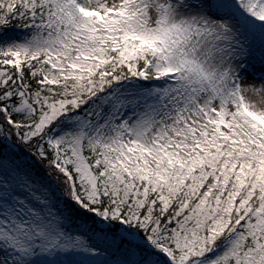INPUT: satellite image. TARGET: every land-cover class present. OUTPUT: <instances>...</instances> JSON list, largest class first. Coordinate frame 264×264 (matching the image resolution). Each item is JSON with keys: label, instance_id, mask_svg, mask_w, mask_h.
I'll list each match as a JSON object with an SVG mask.
<instances>
[{"label": "snow or ice", "instance_id": "obj_1", "mask_svg": "<svg viewBox=\"0 0 264 264\" xmlns=\"http://www.w3.org/2000/svg\"><path fill=\"white\" fill-rule=\"evenodd\" d=\"M0 264H264V0H0Z\"/></svg>", "mask_w": 264, "mask_h": 264}]
</instances>
